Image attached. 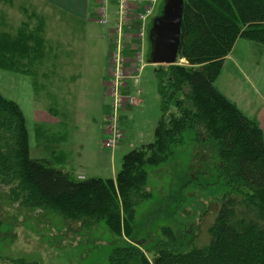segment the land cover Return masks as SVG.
<instances>
[{
    "label": "rangeland",
    "instance_id": "rangeland-1",
    "mask_svg": "<svg viewBox=\"0 0 264 264\" xmlns=\"http://www.w3.org/2000/svg\"><path fill=\"white\" fill-rule=\"evenodd\" d=\"M162 1L154 0L146 23L158 14ZM16 2L22 4L20 0ZM115 3L116 0H108L109 11L116 9ZM36 9L35 6L30 8L33 12ZM53 16H43L46 19L43 60L41 55L32 56L29 59L33 62L23 67L18 64L12 70L0 68V95L15 102L23 113L31 158L47 160L56 169L75 175L82 173L85 179H113L126 153L153 141L154 128L161 117L154 67L145 64L130 95L121 93L119 88L122 101L133 97L144 103L128 109L122 107L130 111L122 113L121 109L118 113L121 140L113 150L107 148L103 143L104 129L111 116L112 96L103 122L98 89L91 86L106 72L102 70L103 63L109 68V61L105 59L112 45L100 38L105 26L91 23L85 26L66 19L56 20ZM37 25L34 23L30 29ZM143 26L144 23L135 21L131 31L137 34ZM129 45L126 50L129 52H123V56L141 54L143 62L147 60V38L134 39ZM57 58H62L66 67H70V72H59L66 81L70 75L71 79L80 77V81H72L74 86H70L74 94L61 100L57 92L61 83ZM214 84L225 98L253 119L257 110L264 109V46L238 39ZM89 89L93 90L94 97L85 95L84 91ZM113 89L114 86L108 87V95L113 94ZM183 135L184 142L173 147L174 153L167 163L146 167L147 190L151 197L136 208L133 244L142 249L150 261L155 246L160 239H165L162 236L164 227L172 228L186 244L205 245L207 230L214 219L209 211L210 202L224 191L215 173L217 151L214 143L196 141V132L192 130ZM13 187V183L0 181V264H18L19 260L36 264H109L112 250L129 242L123 237H113L103 221L78 227L76 223L65 225L52 211H26L9 196Z\"/></svg>",
    "mask_w": 264,
    "mask_h": 264
},
{
    "label": "trees",
    "instance_id": "trees-1",
    "mask_svg": "<svg viewBox=\"0 0 264 264\" xmlns=\"http://www.w3.org/2000/svg\"><path fill=\"white\" fill-rule=\"evenodd\" d=\"M0 35V68L16 69L25 41ZM238 39L264 46V0H184L177 52L184 63L154 69L161 117L153 141L126 153L113 179L80 180L31 158L23 113L0 95V181L13 183L9 196L26 211L55 212L65 225L103 221L113 237L129 240L109 264H264V133L214 84ZM188 130L214 143L224 191L210 202L205 245L186 244L164 227L150 261L133 244L136 208L151 197L146 167L167 163Z\"/></svg>",
    "mask_w": 264,
    "mask_h": 264
},
{
    "label": "crops",
    "instance_id": "crops-1",
    "mask_svg": "<svg viewBox=\"0 0 264 264\" xmlns=\"http://www.w3.org/2000/svg\"><path fill=\"white\" fill-rule=\"evenodd\" d=\"M22 4L16 2V0H0V34L8 35L10 39H17V38H23L25 43H24V51H25V56L26 58L24 59L25 62L21 61H16V65H20L21 67L28 65L30 62H33V59H29V57L32 56H39L41 55V61L43 60V55L45 54V47L43 44V36H44V24L46 19L43 16L48 17V14H53V18L65 21H75L79 22L81 24H84L85 26H88V23L91 24H99L98 19H99V9L100 6L103 5L106 8V18H107V24L102 25L105 26V33H102L100 35V38L102 40L107 39L111 45H112V51L109 50L107 53V57L105 60L109 61V68L105 67L103 63V68L102 70L105 69V73H102V75L98 79V83H93L94 88L98 89V104H100V116L103 117V122H105L106 116L108 114V109L109 106L108 100H110L111 95H108V87L113 88L114 82H113V77L111 74H109L110 70V55L114 51L115 44H114V36H115V25L117 21V2L116 4V9L113 11H109L107 7V2L108 0H20ZM16 3V5L14 4ZM18 3V4H17ZM32 6H35L37 9L35 12L31 11L30 8ZM29 10H28V9ZM40 12L42 15H40ZM142 13V8H139L137 12L135 13V17L130 20L126 25L123 26L122 31L124 33V36L127 39V44L123 48V52L126 50H129V43L132 42L134 39H145L147 38V44H148V50L147 54H145V59H147L148 53H149V48H150V43L148 42V22L146 23L144 21L138 19V14ZM135 21H139L144 23L143 28L138 30L137 34H134L132 30V25ZM34 23H38L36 27H33L30 29V26L33 25ZM146 24V25H145ZM101 25V24H99ZM142 30V35L139 34V32ZM128 31V32H126ZM42 35V36H41ZM1 36V35H0ZM122 52V53H123ZM129 52V51H126ZM56 56L58 55L57 52H55ZM104 54L103 53V58L104 59ZM123 55V54H122ZM137 54H130L129 56H123L124 58V73L126 76H129L135 72L136 69V61L134 57ZM104 60V61H105ZM21 62V63H20ZM149 64L148 60L143 62V55H142V60L140 61V67H142L141 70L145 68V64ZM44 65L42 64L41 72L42 76L45 74L43 71H45ZM56 66L58 69V80L60 85H58V95L60 97V100L64 98L65 96H71L74 93L71 92V87L74 86L72 85V81H80V77L76 76V78L71 79V75L68 77V80L66 81L67 78H63V75L59 72H70V67H66L64 61L62 58H57L56 59ZM154 69L155 66L153 65ZM74 71V70H73ZM141 72V71H140ZM135 85L131 80H126L124 85L121 87L122 92L125 94H129L131 92L132 88ZM85 95L92 96L94 92L93 90L89 89L87 91H84ZM77 93L80 95V92ZM140 95V93H139ZM135 99V98H134ZM143 100L139 102V100L135 99V103L133 104H125L124 107L126 106L127 109L130 106H140L143 104ZM111 107V106H110ZM264 107V104L263 106ZM126 108L123 111L129 112L130 110H127ZM131 116V115H130ZM105 118V119H104ZM257 123L259 124L261 130L264 133V109L257 110L254 114V118ZM106 126L104 129V132L106 133ZM103 130H102V135H103ZM58 157V156H57ZM61 158V157H58ZM44 160V159H43ZM47 161V160H46ZM64 171V169H63ZM67 172V171H65ZM77 176H83L82 173H77ZM84 177V176H83Z\"/></svg>",
    "mask_w": 264,
    "mask_h": 264
},
{
    "label": "built area",
    "instance_id": "built-area-1",
    "mask_svg": "<svg viewBox=\"0 0 264 264\" xmlns=\"http://www.w3.org/2000/svg\"><path fill=\"white\" fill-rule=\"evenodd\" d=\"M117 2V21L115 25V36H114V51L110 55V71L113 77L114 89L112 96L111 104V116L109 117V122L106 126V136L103 141L104 145L109 149H114L119 141L121 140L122 134L119 130L118 125V113L124 107L125 104L135 103L133 97H126L122 101V97L119 94V88L125 83L126 80L133 81L134 84H137L138 73H140L142 67H140V61L142 60V55L137 54L134 59L136 61L135 72L129 76L124 74V58L122 55L123 48L127 44V39L124 36L122 28L130 20L135 17V13L139 8H142V13L138 14V19L144 21L146 18H149L152 12V6L154 0H116ZM104 5V4H103ZM101 5L99 9V19L98 23L101 25L107 24L106 18V8ZM142 35V30L139 32ZM78 179L82 180L83 176H78Z\"/></svg>",
    "mask_w": 264,
    "mask_h": 264
},
{
    "label": "water",
    "instance_id": "water-1",
    "mask_svg": "<svg viewBox=\"0 0 264 264\" xmlns=\"http://www.w3.org/2000/svg\"><path fill=\"white\" fill-rule=\"evenodd\" d=\"M184 0H165L162 15L151 30L149 64L170 66L178 60Z\"/></svg>",
    "mask_w": 264,
    "mask_h": 264
},
{
    "label": "flooded vegetation",
    "instance_id": "flooded-vegetation-1",
    "mask_svg": "<svg viewBox=\"0 0 264 264\" xmlns=\"http://www.w3.org/2000/svg\"><path fill=\"white\" fill-rule=\"evenodd\" d=\"M164 3H165V0L162 1L161 6L159 7L158 14L154 18H152L148 24L147 34H148V42L149 43H150V37H151L150 36L151 30L153 29V26H154L155 22L157 21V19H159L162 15V9H163Z\"/></svg>",
    "mask_w": 264,
    "mask_h": 264
}]
</instances>
